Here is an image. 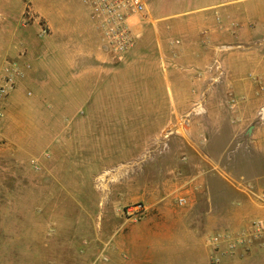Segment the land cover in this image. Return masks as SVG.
I'll list each match as a JSON object with an SVG mask.
<instances>
[{
	"label": "rangeland",
	"instance_id": "rangeland-1",
	"mask_svg": "<svg viewBox=\"0 0 264 264\" xmlns=\"http://www.w3.org/2000/svg\"><path fill=\"white\" fill-rule=\"evenodd\" d=\"M44 9V2L0 0V86L13 81L0 93V264H126L134 245L155 264H195L206 248L210 264H264V234L257 238L251 227L264 212L248 208V219L237 223L245 188L257 196L239 176L254 152L244 148L243 133L208 141L213 134L203 129L219 117L174 116L158 134L95 141L83 127L124 129L126 114L136 124L143 102L120 97L97 116L86 104L83 113L76 106L60 118L34 114L41 89L30 83V69L39 73L44 61L51 83L59 61L36 52L50 30ZM56 129L62 132L49 145L47 130ZM154 224H165V237L156 238ZM219 234L226 237L215 241Z\"/></svg>",
	"mask_w": 264,
	"mask_h": 264
},
{
	"label": "crops",
	"instance_id": "crops-1",
	"mask_svg": "<svg viewBox=\"0 0 264 264\" xmlns=\"http://www.w3.org/2000/svg\"><path fill=\"white\" fill-rule=\"evenodd\" d=\"M31 1L37 7L44 2L50 28L46 44L36 52L59 58L51 83L44 61L39 73L30 69V83L41 89L40 97L31 101L36 116L60 118L76 106L75 114L83 113L85 104L89 116H97L120 97L143 102L136 124L126 114L124 129L110 124L83 127L95 141L118 132L158 134L174 116L219 117L203 129L213 134L208 141L217 134L243 133L249 140L244 148L254 152L252 161L242 163L239 176L253 183L257 196L245 188L237 223L248 219V208L264 212V118L258 116L264 105V0H146L147 10L134 23L136 44L120 64L104 47L83 0ZM138 68L141 74L135 75ZM134 80L139 81L138 91ZM15 92L21 93L19 88ZM47 132L52 133V145L62 130ZM194 181L201 183V178ZM154 225L156 238L165 237V224ZM135 246L126 264L160 262ZM206 251L195 264H210Z\"/></svg>",
	"mask_w": 264,
	"mask_h": 264
},
{
	"label": "built area",
	"instance_id": "built-area-1",
	"mask_svg": "<svg viewBox=\"0 0 264 264\" xmlns=\"http://www.w3.org/2000/svg\"><path fill=\"white\" fill-rule=\"evenodd\" d=\"M90 9L91 19L99 29L104 47L110 52L117 62H123L127 54L136 44L134 23L137 18L147 10L146 0H83ZM13 86L12 77H9L6 84L0 86V93L7 95ZM260 119L264 118V105L258 110ZM186 198L181 197L180 203L183 204ZM252 232L257 238L264 234V220H257L252 223ZM244 238L248 235L243 233ZM226 237L224 234L215 236V241ZM244 242V240H241ZM246 241V240H245ZM237 242H231L230 246L234 252Z\"/></svg>",
	"mask_w": 264,
	"mask_h": 264
},
{
	"label": "water",
	"instance_id": "water-1",
	"mask_svg": "<svg viewBox=\"0 0 264 264\" xmlns=\"http://www.w3.org/2000/svg\"><path fill=\"white\" fill-rule=\"evenodd\" d=\"M252 127L249 128V132H251Z\"/></svg>",
	"mask_w": 264,
	"mask_h": 264
}]
</instances>
